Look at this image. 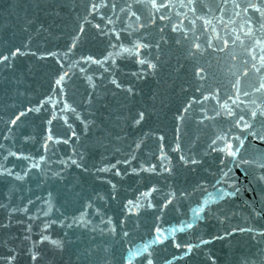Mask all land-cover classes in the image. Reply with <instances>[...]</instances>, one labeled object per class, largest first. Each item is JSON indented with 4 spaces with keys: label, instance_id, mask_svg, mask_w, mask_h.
<instances>
[{
    "label": "water",
    "instance_id": "95a60500",
    "mask_svg": "<svg viewBox=\"0 0 264 264\" xmlns=\"http://www.w3.org/2000/svg\"><path fill=\"white\" fill-rule=\"evenodd\" d=\"M4 56L0 264H264V0H0Z\"/></svg>",
    "mask_w": 264,
    "mask_h": 264
},
{
    "label": "snow or ice",
    "instance_id": "6c2138e0",
    "mask_svg": "<svg viewBox=\"0 0 264 264\" xmlns=\"http://www.w3.org/2000/svg\"><path fill=\"white\" fill-rule=\"evenodd\" d=\"M93 7H96L95 5L93 6ZM250 7H255V5H250ZM74 44H75V41L73 42ZM16 52H19V49H16ZM16 52H14V53H12V55H15L16 54ZM0 59H7V57L6 56H4V57H0ZM89 59H91L90 57H89ZM152 65H149V67H151ZM63 80V76H61L60 77V79H58L57 81H56V83L57 84H59V83H61V81ZM261 87H264V85H261ZM143 116V114L141 113V117ZM139 121H137V123H138ZM182 159H183V157H182ZM189 227H190V225H189ZM156 231L157 232H159L160 231V229H156ZM125 235H127V233H125ZM43 239H46V237L45 238H43ZM157 240H159V236H157ZM147 250V248L145 247V251ZM33 259H35V256H33ZM147 264H153V262H152V260L151 259H149V260H147Z\"/></svg>",
    "mask_w": 264,
    "mask_h": 264
}]
</instances>
